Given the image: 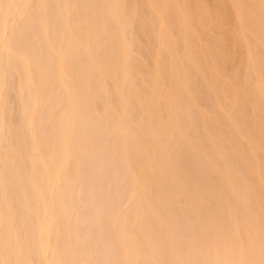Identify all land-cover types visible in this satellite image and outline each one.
<instances>
[{
  "label": "bare ground",
  "instance_id": "1",
  "mask_svg": "<svg viewBox=\"0 0 264 264\" xmlns=\"http://www.w3.org/2000/svg\"><path fill=\"white\" fill-rule=\"evenodd\" d=\"M89 254L264 264V0H0V264Z\"/></svg>",
  "mask_w": 264,
  "mask_h": 264
},
{
  "label": "rangeland",
  "instance_id": "2",
  "mask_svg": "<svg viewBox=\"0 0 264 264\" xmlns=\"http://www.w3.org/2000/svg\"><path fill=\"white\" fill-rule=\"evenodd\" d=\"M94 163H95V162H94ZM91 164H92V165H90V166H91V167H90V170H93V168H95L96 165H99V164H96V163H95L94 166H93V162H92ZM108 164H109V166L111 165L110 163H107V167H106V168H108L107 170L111 172V168H109ZM103 165H104V164H103ZM100 166H101V165H100ZM96 167H97V166H96ZM103 167H104V166H103ZM104 168H105V167H104ZM94 170H95V169H94ZM107 170H106V171H107ZM108 171H107V174H109ZM89 174H90V172H89ZM111 174H112V175H111ZM111 174L107 175L106 177L109 176L110 179H112L113 181L117 182V180L119 179V176L116 175V176L118 177V179H117V177H116V179H117V180H116L115 177H114V175H113V173H111ZM84 176H85V175H84ZM86 176H87V177H85L86 179H85V178H80V181L78 182V186L81 187V188L84 187V186H83L84 184H81V183H83V180H82V179H84L85 181L87 180L88 183H87V182H85V183H86V184H89V185L91 184V185H90V186H89V185H86V187H88V186H89V187H88V188H85V187H84L85 190L82 188L83 191H82L81 193H83V194L85 193V194H86V192H87V193H88V196H89V195L91 196V195H93V194H97V193H98V195H100V196H98V195H94V196H95V197H96V196H98V197H102V199L100 198L99 201H98V199H97L98 197L95 199V197L93 196V197H91V199H92V200H95V201L97 200L99 203H102V204H100V205H99V204H97V205L99 206L98 208H99V212H100V214H101V215H100V219H101L100 221H102L103 223L100 222V221L95 217V210H94V208H93V207L95 206V204H96L95 201H93V203H91L92 200L89 199L90 197H89L88 199H86V198H87V196H86V197L84 198V200L86 199V202H85V201L83 200V198H82V197H84L83 194H81L80 196H82V197H79V199H78V200L81 199V200L79 201V203H80V202H81V203H82V202H83V203L85 202V203L87 204L89 201H91V202H89V203L92 204V205L94 204V205H93V207H91L92 205H89V206L91 207L90 209L93 208L94 211H91V210H89V209H84L83 207H85V208H89V207H87L88 204L86 205V204L84 203L86 206L82 205L81 207H79V209H78V212H79V213H77V214H78L77 217L80 215V213H82V216H84V217H85V214H86V215H89V216H92L91 218H92V219H93V217L96 218V219L98 220V222L100 223V225H101V223H102V225L104 224V225H103V226H104L103 229H106V230H100L101 233H99L98 230L95 231V230L92 229V228H96V226L93 225V227L90 228V231H87V232H89L88 235H90V237H86V238H87V239H86V240H87L86 243L88 242L89 238H91V237H96V236L99 237V236H100V239H96V238L94 239V240L98 241L97 243L102 242V245H103V246H104V244L107 245V243H110L109 245L112 246V245L116 242V240L114 241V236L117 234V232H120V224H119L118 221H117V222H116V221L113 222V221H110L108 217H104L103 211H106V212H107V211H112V213H115V212H113L114 209H115L116 212L119 211L118 214H120L121 212L124 211V209H125V208H124V207H125V204H124V206H123L122 204L125 203V200L122 198L121 195H119V194L114 195L115 200L118 199L116 203H115V201H113V202L115 203L114 205H115L116 207H113V205H112V203H111V202H112V198H111V197H108V196L111 195V193H114V191H117V193H119V192H121L124 188H123L122 186L119 187L120 185L118 186L119 188H117V185H116V188H117V189H115V188H111V184L108 185V183L105 182V180H107V179L103 180L102 178L96 177V176H94V175L92 176L91 174H90V175L86 174ZM91 177H92V178H91ZM95 177H96L97 179H95ZM120 177H122V176H120ZM93 178H94V179H93ZM108 179H109V178H108ZM120 179H123V177L120 178ZM81 180H82V181H81ZM94 180H95V181H94ZM98 181H100L99 183H101V184H98V183H97ZM103 182H104V185H102ZM109 182H110V181H109ZM118 182H121V183L123 184V180H122V181H119V180H118ZM79 184H81V186H80ZM92 184H93V185H92ZM113 184H114V182H113ZM113 184H112V187H113ZM115 184H116V183H115ZM122 184H121V185H122ZM97 186H98V187H97ZM108 186H109V187H108ZM92 187L95 188V189H93L94 192H93V193H89V191L92 192ZM87 189H88V190H87ZM90 189H91V190H90ZM106 189H107L108 191H107ZM98 191H99V192H98ZM104 191H105V192H104ZM95 192H96V193H95ZM122 192L124 193V191H122ZM85 194H84V195H85ZM107 194H108V195H107ZM109 194H110V195H109ZM120 194H122V193H120ZM105 195H106V196H105ZM103 197L105 198V202H104ZM110 199H111V200H110ZM107 200H110V201H111V202L109 201L108 203H109V204L111 203L110 205H112V206H110V205L108 206ZM87 201H88V202H87ZM122 201H123V202H122ZM120 202H121V203H120ZM119 203H120L122 206H121ZM100 206L102 207V210H101V207H100ZM104 206H105V207H104ZM103 207H104V208H103ZM109 208H113V209H112V210H108ZM123 208H124V209H123ZM122 209H123V210H122ZM99 212H98V213H99ZM101 212H102V213H101ZM104 213H105V212H104ZM114 216H115V215H114ZM116 216H117V214H116ZM116 216H115V217H116ZM91 218H89L88 216H86V218H82L81 215L78 217V219L80 220V222L83 221V220H87V222H89V221L91 220ZM112 219H114L113 216H112ZM88 220H89V221H88ZM93 220H94V219H93ZM93 220H91V221H93ZM104 220L111 222L112 225H113V223H115V224H119V225H118V226H115V228H114V226H112V229H109V228H111V225L109 226L108 224H106V223L104 222ZM98 222L94 221L95 225H97L96 223H98ZM85 223H86V221H85ZM91 223H92V222H91ZM99 223H98V224H99ZM107 223H108V222H107ZM87 224H88V226H89V223H87ZM87 224H86V225H87ZM92 224H93V223H92ZM115 224H114V225H115ZM82 225H83V226H82ZM100 225H99V227L101 228ZM90 226H91V225H90ZM97 226H98V225H97ZM108 226H109V227H108ZM84 227H86V226H85L84 221H83V224H81L80 228L82 229V228H84ZM116 227H117V228H116ZM87 228H88V227H87ZM87 228H86V229H87ZM97 228H98V227H97ZM91 229L93 230V234H92V236H91V233H92ZM84 230H85V229H84ZM84 230H83V231H84ZM87 230H89V228H88ZM83 231H82V233L80 234L79 232H81V231H80V229H79V231H78V235H80L79 237H82V236L85 235L86 230L84 231V233H83ZM94 231H95V233H97L96 235H94ZM105 232H106V233H105ZM113 232H114V233L116 232V234H114ZM104 233H105V234H104ZM112 233H113V234H112ZM83 234H84V235H83ZM102 235H104L103 238H102ZM105 235H106V236H105ZM115 237H116V236H115ZM101 238H102V239H101ZM105 238H106V240H103V239H105ZM111 239H112L113 241H112ZM90 240H91V239H90ZM90 240H89V241H90ZM103 241H104V242H103ZM105 241H106V242H105ZM111 241H112V243H111ZM89 243H90V244H89ZM89 243H88V244H89L88 246H91V245L93 244L92 241H90ZM91 243H92V244H91ZM94 243H95V242H94ZM103 243H104V244H103ZM95 244H96V243H95ZM95 244H94L93 246L96 247ZM86 245H87V244H86ZM97 245H100V243L97 244ZM88 246H87V247H88ZM93 246H91V247H93ZM107 246H108V245H107ZM95 247H94V249L97 248V247H96V248H95ZM104 247H106V246H104ZM104 247H103V249H104ZM89 248H90V247H89ZM89 248H88V249H89ZM94 249H92V250H94ZM112 249H113V248H112ZM112 249H111V250H112ZM105 250H106V249H105ZM88 251H89V250H88ZM100 251H101V250H100ZM94 252L97 254V257H98V258H100L99 255L101 256V259H100L101 262H102V258L104 257L103 261H104V263H105V261L107 260V258L105 259V254H107L109 251L107 250V253L104 252V251H103V252H104V253H103V252L101 251V253H103V254H100L99 251L97 252V250L94 251ZM90 253H91V248H90ZM96 254H95V255H96ZM98 254H99V255H98ZM89 255H91V258L94 257L95 259H91L90 257H88V260L86 261V263H87L88 261H90L89 259H91L90 264H99V263H100L99 259H98V262L96 261V259H97L96 256H93L92 254H89ZM92 256H93V257H92ZM93 260H95V261H93ZM104 263H102V264H104ZM87 264H88V263H87ZM100 264H101V263H100Z\"/></svg>",
  "mask_w": 264,
  "mask_h": 264
}]
</instances>
